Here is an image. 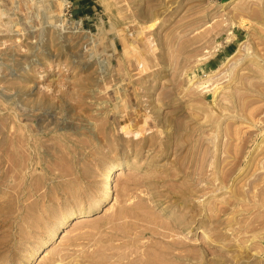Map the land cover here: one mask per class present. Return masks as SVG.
<instances>
[{
  "label": "rangeland",
  "instance_id": "1",
  "mask_svg": "<svg viewBox=\"0 0 264 264\" xmlns=\"http://www.w3.org/2000/svg\"><path fill=\"white\" fill-rule=\"evenodd\" d=\"M71 2L0 0V264H264V0Z\"/></svg>",
  "mask_w": 264,
  "mask_h": 264
},
{
  "label": "bare ground",
  "instance_id": "2",
  "mask_svg": "<svg viewBox=\"0 0 264 264\" xmlns=\"http://www.w3.org/2000/svg\"><path fill=\"white\" fill-rule=\"evenodd\" d=\"M41 1V0H40ZM64 1V0H63ZM227 1H231V0H227ZM48 12H50V11H48ZM50 14V13H49ZM49 14H48V16H49ZM235 54V53H234ZM206 72H204L203 74H204V76L203 77H199L197 74H193L192 76H191V81L195 84V89H196V86L198 87V88H200L201 90H203L204 92H206L208 95H213V97H215V94H216V91H214V88L213 87H211L210 85H211V75L210 74H205ZM193 83H190V84H193ZM199 89V90H200ZM202 91V92H203ZM196 92V91H195ZM216 98V97H215ZM200 99V98H199ZM201 99H203V98H201ZM212 102H214L215 101V99H213V100H211ZM218 107H220V106H218ZM211 108V107H210ZM146 115V114H145ZM146 117V116H145ZM144 117V118H145ZM122 168H124V166H123V164L121 163H113V164H111V165H109L108 167H106L105 168V170L103 171V174H102V180H103V194H102V196L96 201V203L93 205V206H91L90 208H88L86 211H85V214H84V216H79V217H76V218H78V220H76V222H79L80 224H81V222H83V220L85 221V218H81V217H87V215H90L91 213H93L94 211H96V210H98L99 208H102V206L104 205V204H106L107 202H109V201H112V191H113V182H114V177H115V175L117 174V173H119L120 172V170L122 169ZM140 217V216H139ZM75 218V219H76ZM54 236H55V230L54 231H52L50 234H49V236H48V238H47V242H50V241H52L53 239H54ZM132 240V239H131ZM135 241V240H134ZM138 241V240H137ZM46 242V241H45ZM126 245V244H125ZM127 247L128 246H126L125 248L127 249ZM131 249H133V248H131ZM130 249V250H131ZM136 249V248H135ZM154 249V248H153ZM58 251V250H57ZM157 251V250H156ZM60 252V251H59ZM59 252H57V257H55L54 259H53V261L51 260V262H49L48 260H49V253L47 252V250H44V255H43V258H44V260H45V262L43 263V264H65L64 262H63V259H62V256H63V253H62V251H61V253H59ZM133 252V251H132ZM157 255H158V253L157 252H155ZM129 254H131V253H129ZM143 254V252H141V255ZM70 255V254H69ZM134 255V254H133ZM144 255V254H143ZM179 255V254H178ZM180 255H182V254H180ZM140 255H138L137 256V258L139 257ZM65 257V256H64ZM98 257V256H97ZM144 257V256H143ZM52 258V257H51ZM69 258V257H68ZM132 258H134V257H132ZM132 258H131V256H130V259H131V261H129L130 263H132ZM159 258H161V257H159ZM38 259V256H37V253L36 252H34V253H32L31 255H30V257H29V259H28V262L29 263H31V262H33V261H35V260H37ZM135 259V258H134ZM133 259V260H134ZM73 260V259H72ZM138 262H139V264H156L153 260H152V258H150V257H146V259L144 258V259H142V258H140V259H138L137 260ZM68 262V261H67ZM107 262V261H106ZM115 262V261H114ZM117 262V261H116ZM128 261H127V263H126V261L124 262L125 264H128L129 263ZM158 262V261H157ZM96 263V262H95ZM99 263V262H98ZM98 263H96V264H98ZM118 264V263H117ZM133 264H134V262H133ZM159 264H167L166 263V261H162L161 263L159 262Z\"/></svg>",
  "mask_w": 264,
  "mask_h": 264
},
{
  "label": "built area",
  "instance_id": "3",
  "mask_svg": "<svg viewBox=\"0 0 264 264\" xmlns=\"http://www.w3.org/2000/svg\"><path fill=\"white\" fill-rule=\"evenodd\" d=\"M71 4H72L71 0H68V8H71Z\"/></svg>",
  "mask_w": 264,
  "mask_h": 264
},
{
  "label": "crops",
  "instance_id": "4",
  "mask_svg": "<svg viewBox=\"0 0 264 264\" xmlns=\"http://www.w3.org/2000/svg\"><path fill=\"white\" fill-rule=\"evenodd\" d=\"M91 5H87V7H90Z\"/></svg>",
  "mask_w": 264,
  "mask_h": 264
}]
</instances>
